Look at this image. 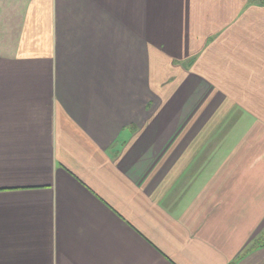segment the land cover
Wrapping results in <instances>:
<instances>
[{
    "label": "crops",
    "instance_id": "1",
    "mask_svg": "<svg viewBox=\"0 0 264 264\" xmlns=\"http://www.w3.org/2000/svg\"><path fill=\"white\" fill-rule=\"evenodd\" d=\"M0 264H264V0H0Z\"/></svg>",
    "mask_w": 264,
    "mask_h": 264
}]
</instances>
